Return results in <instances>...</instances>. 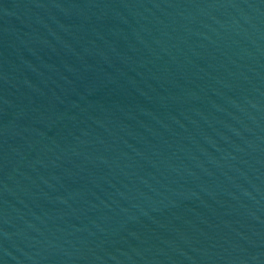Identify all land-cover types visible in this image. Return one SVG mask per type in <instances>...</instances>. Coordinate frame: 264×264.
<instances>
[{
  "label": "water",
  "instance_id": "1",
  "mask_svg": "<svg viewBox=\"0 0 264 264\" xmlns=\"http://www.w3.org/2000/svg\"><path fill=\"white\" fill-rule=\"evenodd\" d=\"M0 264H264V0H0Z\"/></svg>",
  "mask_w": 264,
  "mask_h": 264
}]
</instances>
